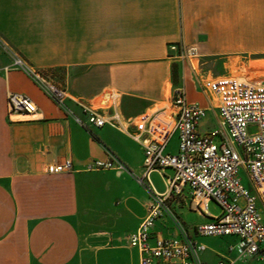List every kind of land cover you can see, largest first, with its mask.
<instances>
[{
  "label": "crops",
  "instance_id": "obj_1",
  "mask_svg": "<svg viewBox=\"0 0 264 264\" xmlns=\"http://www.w3.org/2000/svg\"><path fill=\"white\" fill-rule=\"evenodd\" d=\"M0 36L67 90L75 116L86 120L84 108L113 109L131 131L143 113L170 107L173 90L183 86L190 103L207 109L199 133H210L220 128V118L215 97L202 84L244 75L264 82V0H0ZM171 45L194 52L186 57L189 68ZM9 93L31 98L37 114L11 115ZM176 150L174 137L168 151ZM111 157L143 178V148L125 132L83 128L26 73L1 71L0 264H140L129 237L157 196L147 186L131 185L128 175L122 183L117 178L116 186L99 185L96 171L86 169ZM66 160L72 172H47ZM171 175H150L157 195L168 196L165 180ZM241 176L250 188L247 173ZM258 205L264 211L261 194ZM212 218L191 209L185 188L167 199L151 243L187 236L205 246L203 264L236 259L238 238L197 232Z\"/></svg>",
  "mask_w": 264,
  "mask_h": 264
},
{
  "label": "built area",
  "instance_id": "obj_2",
  "mask_svg": "<svg viewBox=\"0 0 264 264\" xmlns=\"http://www.w3.org/2000/svg\"><path fill=\"white\" fill-rule=\"evenodd\" d=\"M178 58L185 59L194 52H185L180 45H171ZM5 62V63H4ZM13 70L26 73L57 106L74 117L83 128L110 126L125 132L144 151V176L140 182L156 194V202L137 231L130 235L132 248L140 253V264L175 263L192 264L199 260L205 246L187 236L157 239L151 243L156 220L166 208L167 199L181 195L185 188L190 194L191 209L209 216V203L216 201L221 215L197 227L204 237L238 238L235 245L237 258L217 264H237L238 261L258 260L264 264V211L258 205V196H264V82L224 76L203 84V91L216 99L220 128L200 134L198 127L207 116V109L199 103H190L185 87L173 90L170 107L145 112L129 130L116 110L110 112L85 110L86 120L75 116L67 106V90L54 82L45 72L33 69L10 44L0 36V72ZM8 110L11 115L33 116L38 112L31 98L9 93ZM177 139L175 153L168 151L172 139ZM222 138L217 144L215 140ZM117 158L94 161L87 171L123 170ZM171 170L165 180L168 196L157 195L150 182L154 172L163 174ZM250 179L245 186L241 171ZM71 160L47 167L51 175L72 172Z\"/></svg>",
  "mask_w": 264,
  "mask_h": 264
},
{
  "label": "rangeland",
  "instance_id": "obj_3",
  "mask_svg": "<svg viewBox=\"0 0 264 264\" xmlns=\"http://www.w3.org/2000/svg\"><path fill=\"white\" fill-rule=\"evenodd\" d=\"M187 65V67L189 68L188 65V59L185 57L184 60H181V63H184ZM174 75H175V79L176 81L178 80V64H174ZM199 73V71H198ZM242 76V75H241ZM243 78L247 79V80H253L252 76H247L244 75L242 76ZM212 80V77H210V80ZM205 84V83H204ZM203 86V84H202ZM217 143H219V141H217ZM123 170H113V171H107V170H98L95 173L99 175L98 178V182L99 185L101 186H116L118 185V180L122 183L125 182V180L127 179V176H130L131 178V185H142V186H146L145 183L140 182V178L136 177L135 174L132 172V170L123 165ZM137 183V184H136ZM139 183V184H138ZM209 212L213 217H219L221 215V207L220 205L216 202V201H212L209 206H208Z\"/></svg>",
  "mask_w": 264,
  "mask_h": 264
}]
</instances>
